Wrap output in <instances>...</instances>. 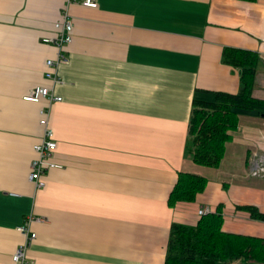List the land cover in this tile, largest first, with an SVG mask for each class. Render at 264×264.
Masks as SVG:
<instances>
[{
	"label": "crops",
	"instance_id": "1",
	"mask_svg": "<svg viewBox=\"0 0 264 264\" xmlns=\"http://www.w3.org/2000/svg\"><path fill=\"white\" fill-rule=\"evenodd\" d=\"M0 0V264L23 242L32 216V264H160L173 223L194 224L197 210L220 205L226 231L264 237V112L238 109L217 167L185 155L194 99L236 92L238 70L225 47L259 56L253 95L264 99V0ZM72 22L67 59L48 67L63 14ZM59 78L47 77L46 72ZM48 86L59 101L23 97ZM48 109L56 140L36 189L28 176ZM206 177L194 201L168 202L178 173Z\"/></svg>",
	"mask_w": 264,
	"mask_h": 264
},
{
	"label": "trees",
	"instance_id": "2",
	"mask_svg": "<svg viewBox=\"0 0 264 264\" xmlns=\"http://www.w3.org/2000/svg\"><path fill=\"white\" fill-rule=\"evenodd\" d=\"M253 1V0H250ZM222 61L238 70L236 92L211 91L212 101L194 99L188 119L185 155L197 164L219 166L231 131L238 125V109L264 112V99L255 97V75L259 63L256 52L225 47ZM206 177L181 171L169 193L168 202L194 201L206 185ZM250 216L264 220V212L254 205H239ZM220 205L199 215L194 224L173 223L166 255L160 264H236L246 258L264 264V237L224 230Z\"/></svg>",
	"mask_w": 264,
	"mask_h": 264
},
{
	"label": "built area",
	"instance_id": "3",
	"mask_svg": "<svg viewBox=\"0 0 264 264\" xmlns=\"http://www.w3.org/2000/svg\"><path fill=\"white\" fill-rule=\"evenodd\" d=\"M71 1H78L81 5L92 8L98 5L97 0H66L67 3H70ZM55 27L57 31L55 36L42 38L43 42L51 43L58 49L55 58L46 60L48 67H56L60 62L67 59L62 50L72 40V22L67 17L66 13H64L62 18L55 23ZM46 76L50 78L53 77L56 81H59V78L52 75L50 71L46 72ZM23 98L32 102H40L43 99L48 101L61 100V97L55 95L48 86L43 85L33 86ZM48 113V109H40V125L43 127V133L41 139L33 145L35 157L32 159L31 170L28 176L36 189L45 186L46 180L44 178V173L48 168L60 166L52 159V154L57 143L53 136ZM249 162L250 175L264 176V155H259L256 158L251 157ZM209 212L211 211L207 206H201L197 210L198 215H205ZM32 218V216L27 217L23 224L17 227V229L24 235V240L16 247L11 255L12 264H32V261L26 256L27 247L36 236V234L30 229Z\"/></svg>",
	"mask_w": 264,
	"mask_h": 264
},
{
	"label": "rangeland",
	"instance_id": "4",
	"mask_svg": "<svg viewBox=\"0 0 264 264\" xmlns=\"http://www.w3.org/2000/svg\"><path fill=\"white\" fill-rule=\"evenodd\" d=\"M236 264H259L255 261L246 259V258H240L238 260L235 261Z\"/></svg>",
	"mask_w": 264,
	"mask_h": 264
}]
</instances>
